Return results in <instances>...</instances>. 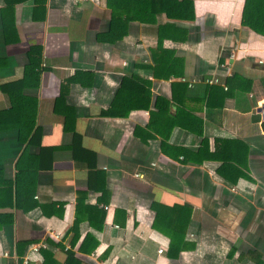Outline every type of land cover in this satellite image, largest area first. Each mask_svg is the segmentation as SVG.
<instances>
[{
	"label": "crops",
	"instance_id": "obj_1",
	"mask_svg": "<svg viewBox=\"0 0 264 264\" xmlns=\"http://www.w3.org/2000/svg\"><path fill=\"white\" fill-rule=\"evenodd\" d=\"M141 1L44 0L35 18L34 0L12 6L0 0V60L5 59L0 83L22 77L30 45L42 48L38 86L25 90L37 99L42 146H66L71 140L62 114L54 110L61 81L76 70L93 74L87 86H67L65 104L75 110L74 130L81 145L94 151L98 171L89 189L86 166L59 148L51 169L33 177L36 206L29 208L28 197L15 206L13 187L0 197V264H42V248L51 252L53 264H64L67 250L78 264H255L256 258L264 264V35L241 23L245 0H192L190 19L156 6L143 8ZM112 4L122 23L114 33L125 34L98 40L97 34L108 33ZM3 23L10 29L8 42H3ZM159 41L167 55L157 65L151 49ZM155 66L176 67L180 74L156 77ZM129 74L150 83L149 108L101 116ZM212 75L227 89L202 80ZM184 78L193 80L190 86ZM173 82L185 83V92H175ZM157 95L174 96L169 113L177 105L190 112L199 122L190 121L189 114L180 122L201 134L177 125L167 131L159 120V129L168 134L161 149V136L147 127ZM9 104L0 91V110ZM198 148L205 156L201 161ZM19 153L15 131H0V184L14 180ZM217 155L231 161L220 166L209 157ZM223 167L231 178L243 174L232 181L220 172ZM153 202L190 210L183 239L192 248L175 258L167 255L169 238L152 225Z\"/></svg>",
	"mask_w": 264,
	"mask_h": 264
},
{
	"label": "trees",
	"instance_id": "obj_2",
	"mask_svg": "<svg viewBox=\"0 0 264 264\" xmlns=\"http://www.w3.org/2000/svg\"><path fill=\"white\" fill-rule=\"evenodd\" d=\"M16 0H4L6 5L12 6ZM35 7L33 10V17L36 18L35 13L38 6H44V0H34ZM127 3V2H126ZM143 8L148 6L157 7L159 11L165 10L169 16L176 18H193L192 0H142ZM111 7V20L109 22L108 33L97 34L98 40H115L121 38L125 33H114L121 29L122 23L119 22L120 12L116 11V8ZM141 7V6H140ZM172 12L169 11V9ZM241 23L250 27L255 32L264 35V0H245ZM126 24V23H125ZM7 24L2 25V37L3 42H8V33L10 29H7ZM113 32V33H112ZM125 32V31H124ZM166 51L162 49L161 43L157 44L154 49H151V57L154 64H159L166 60ZM42 48L38 44H32L26 51V63L23 67V75L21 78L0 83V91L7 95L9 99V106L0 110V131H15V143L20 148V153L15 162V176L12 182H3L0 184V197L4 198L14 189V205H20V199L28 197L31 202L29 208L36 206V202L32 200V195L35 189L34 175L40 170H49L52 167V153L59 148H67L71 153V158L75 161L83 163L88 172V188H92V179L97 177L98 171L95 167V153L92 150L86 149L81 145V135L74 130L75 122V110L72 106L65 104L66 88L70 83H80L83 86L89 85L88 81L92 79L93 74L90 71L76 70L74 74L60 83L59 96L54 101V110L62 114L63 131L71 135V140L68 145L60 146H42L40 144L41 129L36 125V103L35 96L26 95L25 90L28 88L36 89L39 82V74L42 70ZM5 63V59H1L0 63ZM176 64V62H175ZM155 66L153 74L156 77H170L180 74L175 69H164ZM150 83L146 80L139 78L135 74L125 75L121 78L120 85L116 90L109 106L106 109H101V116L108 117H122L127 116L131 110L140 108H149L148 91ZM173 90L184 91L186 90L185 83L173 82ZM212 92V87L209 88ZM175 103L174 96L170 99L162 95L155 97L153 106L155 111L149 110L150 121L147 124L148 128L159 134L161 149L165 147V139L168 134L163 133L159 129L158 121L163 122L162 125H168V130L177 125L186 128L190 131L195 130L188 123H182L180 120L183 118V114H189L190 121L195 120L199 122V119L193 117L190 112L183 111V109L177 105L173 114L169 113L171 105ZM63 106V108H62ZM166 120L168 123H166ZM186 120V119H185ZM189 121V120H187ZM196 135H200L201 132L195 130ZM201 145V144H200ZM36 146L35 153L30 152V147ZM204 147V141L202 143ZM177 151L181 154H185L186 150L177 148ZM198 161H201L202 149H197ZM222 163H229L231 159L224 157L223 155H217L215 157ZM220 166L218 168H220ZM222 174L230 177L231 171L225 170V167L220 170ZM243 173L239 171L235 173L232 181H235L238 176ZM245 176V174L243 175ZM248 177V176H247ZM249 178V177H248ZM231 181V182H232ZM82 194V193H81ZM82 201V200H81ZM1 204V202H0ZM5 203L3 202L2 206ZM154 211L153 227L160 232H163L169 238V246L167 249V255L169 257H177L179 253L186 249L192 248L193 245L186 243L183 236L185 232V225L188 222L190 216V210L186 206L172 205L167 206L157 202H153L151 205ZM82 249V248H81ZM42 255V264H53L54 261L51 257V252L45 249H40ZM67 257L64 264H78V260L74 257V253L70 250L66 251ZM255 253L254 251H251ZM254 256V255H253ZM255 264H263L260 258H256ZM56 263V262H55ZM58 264V263H56Z\"/></svg>",
	"mask_w": 264,
	"mask_h": 264
},
{
	"label": "built area",
	"instance_id": "obj_3",
	"mask_svg": "<svg viewBox=\"0 0 264 264\" xmlns=\"http://www.w3.org/2000/svg\"><path fill=\"white\" fill-rule=\"evenodd\" d=\"M233 58H234V55L233 54H230L229 55V59H230V61H232L233 60ZM230 63V62H229ZM229 63H226L227 65H229ZM227 65H224V66H226V68H227ZM223 66V65H222ZM223 66V67H224ZM183 81L185 80L187 83H188V85L190 86L191 85V83L193 82V80L192 79H188V80H186L185 78L184 79H182ZM206 84H208V85H213V84H218V85H220V86H222L223 87V89H227V85L224 83V81L223 80H221L220 78H219V76H217V75H212V76H210V77H204L203 79H202ZM37 249H38V247L37 246H33L32 247V250L33 251H37ZM162 248H159L158 249V253H161L162 252Z\"/></svg>",
	"mask_w": 264,
	"mask_h": 264
}]
</instances>
